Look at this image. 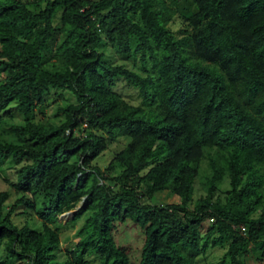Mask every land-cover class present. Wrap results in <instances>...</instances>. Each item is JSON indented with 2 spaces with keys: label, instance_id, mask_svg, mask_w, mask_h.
I'll return each mask as SVG.
<instances>
[{
  "label": "trees",
  "instance_id": "1",
  "mask_svg": "<svg viewBox=\"0 0 264 264\" xmlns=\"http://www.w3.org/2000/svg\"><path fill=\"white\" fill-rule=\"evenodd\" d=\"M180 1L0 0V172L18 197L6 210L0 191V264H131L129 227L138 264L264 259V0H188L173 32Z\"/></svg>",
  "mask_w": 264,
  "mask_h": 264
},
{
  "label": "rangeland",
  "instance_id": "2",
  "mask_svg": "<svg viewBox=\"0 0 264 264\" xmlns=\"http://www.w3.org/2000/svg\"><path fill=\"white\" fill-rule=\"evenodd\" d=\"M187 1L188 0H181L177 6L178 13L176 17L174 18V20L168 26L169 29L172 30L173 32H177L180 28H183V22H182V18L180 14L183 11L187 12V9L190 8ZM109 59L114 65H124L128 69L134 68L130 60H126L121 55L114 54L113 52L109 54ZM120 93L124 96L126 100H129L134 104L140 103V99L137 95L136 89L125 86V87L120 88ZM65 94L69 95L68 93H65ZM68 97L71 98L70 96ZM71 100L73 101V98H71ZM55 102L54 100L51 101L49 105H47L42 110V112L40 111V107L35 108L34 109L35 119H37L38 121L50 120L52 115L54 114L55 107L59 101H55ZM9 114L11 115L13 121H19L22 118L21 114H19L16 110H10ZM124 144H125V140H120L118 143L112 145L108 150H106L101 156H99L94 161V164L98 166L99 168L103 169L104 167H106L107 163L112 159L113 153L115 151L120 150L124 146ZM13 178H14L13 172L10 170H5V172H0V191L8 192L10 195L9 199L5 203L6 210H8L18 198L17 194L11 187V182H13ZM222 189L224 190L227 189L226 183L222 185ZM176 202H178L177 197L173 196L168 191H164L160 193L156 200V203L162 204V205L176 203ZM83 207L84 205L78 204L76 210L82 209ZM21 211H23V209L17 210V212H21ZM72 216H73V213H65L58 217V221L62 223L63 225L67 226L66 230H63L62 235H61V240H62L61 249H60L61 258L64 257V255L66 254V249L77 242V240L74 237L76 229L70 228ZM12 218H13V222L16 225L21 226L24 223V221L26 219L29 220L31 216L28 217L26 215H23V216L13 215ZM79 226H80V223L76 224L75 228H78ZM207 226H208L207 223L204 224V228H206ZM116 238L120 244L129 243L131 245V247L133 248V252L130 254L131 264H138V260H139L140 253H141V246L143 242V234L136 228H132V227L121 228L119 233L116 232ZM222 254H223L222 249H218V248L210 249L207 254L206 260L208 262H215L222 256ZM87 264H96V263L89 261ZM244 264H264V259L261 261H258L256 260L255 257L249 255L246 257Z\"/></svg>",
  "mask_w": 264,
  "mask_h": 264
}]
</instances>
